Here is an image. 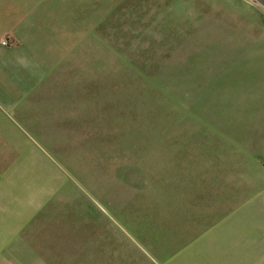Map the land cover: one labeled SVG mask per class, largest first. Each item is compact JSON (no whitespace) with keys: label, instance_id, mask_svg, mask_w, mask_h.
Here are the masks:
<instances>
[{"label":"rangeland","instance_id":"rangeland-1","mask_svg":"<svg viewBox=\"0 0 264 264\" xmlns=\"http://www.w3.org/2000/svg\"><path fill=\"white\" fill-rule=\"evenodd\" d=\"M72 1L92 33L9 118L20 200L89 218L118 264H264V111L238 82L264 79V6Z\"/></svg>","mask_w":264,"mask_h":264},{"label":"crops","instance_id":"crops-1","mask_svg":"<svg viewBox=\"0 0 264 264\" xmlns=\"http://www.w3.org/2000/svg\"><path fill=\"white\" fill-rule=\"evenodd\" d=\"M91 24L93 17L88 11L79 16L72 0H0V40L6 34L17 40L12 47L0 43V264H118L96 237L89 218L48 207L47 193L29 205L14 188L15 182H22L14 177V168L29 166L30 160L15 162L11 151L17 149L15 136L20 131L10 126L9 118L20 123V117H29L32 93L45 86L48 74L62 61L77 55L79 45L92 33ZM238 82L244 88L241 97L253 98L255 107L264 111L260 106L264 79ZM254 134L220 126L221 142L228 143L230 150L242 146L248 155L263 145ZM211 150L212 146L207 152ZM247 161L262 167L257 160ZM72 214L77 217L70 218Z\"/></svg>","mask_w":264,"mask_h":264},{"label":"built area","instance_id":"built-area-1","mask_svg":"<svg viewBox=\"0 0 264 264\" xmlns=\"http://www.w3.org/2000/svg\"><path fill=\"white\" fill-rule=\"evenodd\" d=\"M0 43L4 46H16L17 45V40L13 38L12 36L6 34L1 40Z\"/></svg>","mask_w":264,"mask_h":264},{"label":"water","instance_id":"water-1","mask_svg":"<svg viewBox=\"0 0 264 264\" xmlns=\"http://www.w3.org/2000/svg\"><path fill=\"white\" fill-rule=\"evenodd\" d=\"M257 2H259L262 6H264V0H256Z\"/></svg>","mask_w":264,"mask_h":264}]
</instances>
